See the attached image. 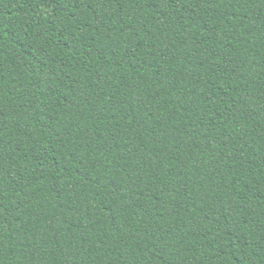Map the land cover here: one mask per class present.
Wrapping results in <instances>:
<instances>
[{"label":"trees","instance_id":"1","mask_svg":"<svg viewBox=\"0 0 264 264\" xmlns=\"http://www.w3.org/2000/svg\"><path fill=\"white\" fill-rule=\"evenodd\" d=\"M0 264H264V0H0Z\"/></svg>","mask_w":264,"mask_h":264}]
</instances>
